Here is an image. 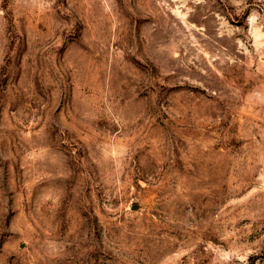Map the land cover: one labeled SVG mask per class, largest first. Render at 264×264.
<instances>
[{
	"label": "rangeland",
	"instance_id": "374dc122",
	"mask_svg": "<svg viewBox=\"0 0 264 264\" xmlns=\"http://www.w3.org/2000/svg\"><path fill=\"white\" fill-rule=\"evenodd\" d=\"M0 264H264V0H0Z\"/></svg>",
	"mask_w": 264,
	"mask_h": 264
}]
</instances>
